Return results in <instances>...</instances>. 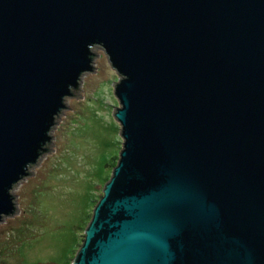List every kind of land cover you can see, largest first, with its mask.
Instances as JSON below:
<instances>
[{"label":"water","instance_id":"obj_1","mask_svg":"<svg viewBox=\"0 0 264 264\" xmlns=\"http://www.w3.org/2000/svg\"><path fill=\"white\" fill-rule=\"evenodd\" d=\"M96 51L122 145L71 264H264V0H0V223Z\"/></svg>","mask_w":264,"mask_h":264},{"label":"rangeland","instance_id":"obj_2","mask_svg":"<svg viewBox=\"0 0 264 264\" xmlns=\"http://www.w3.org/2000/svg\"><path fill=\"white\" fill-rule=\"evenodd\" d=\"M94 76L69 101L53 153L17 187L18 216L0 223V264H71L92 210L115 167L122 140L113 118L116 73L94 52Z\"/></svg>","mask_w":264,"mask_h":264}]
</instances>
